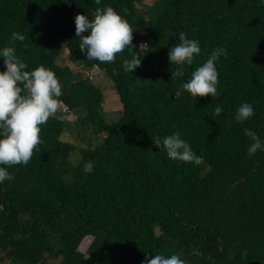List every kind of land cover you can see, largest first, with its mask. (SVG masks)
I'll return each mask as SVG.
<instances>
[{
    "label": "trees",
    "instance_id": "obj_1",
    "mask_svg": "<svg viewBox=\"0 0 264 264\" xmlns=\"http://www.w3.org/2000/svg\"><path fill=\"white\" fill-rule=\"evenodd\" d=\"M97 7L127 20L136 50L148 45L132 73L123 70L127 49L109 64L79 50L74 17L92 20ZM13 32L25 40L10 42ZM181 32L201 54L172 80L168 55ZM220 46L227 58L216 62L219 95L175 99ZM5 47H15L25 71L43 65L55 73L74 121L57 112L40 125L42 143L27 166L0 165L14 176L0 184V264H144L146 254L264 264V148L249 157L244 134L253 131L264 145V0H0ZM106 89L120 104L114 121L102 107ZM245 102L254 115L238 123ZM75 124L86 129L83 141L70 131ZM176 132L203 164L172 160L154 145L152 138ZM89 161L94 168L85 173Z\"/></svg>",
    "mask_w": 264,
    "mask_h": 264
},
{
    "label": "clouds",
    "instance_id": "obj_2",
    "mask_svg": "<svg viewBox=\"0 0 264 264\" xmlns=\"http://www.w3.org/2000/svg\"><path fill=\"white\" fill-rule=\"evenodd\" d=\"M100 5L101 0H95ZM94 19L87 15L78 14L74 17L75 35L80 39L79 50L89 60L100 63H113L117 54L126 49L130 53L129 59L123 60V70L132 73L141 66L142 59L138 52L148 45L141 43L139 50L133 44V29L126 19L122 18L112 7L96 8ZM85 33H88L85 35ZM179 43L173 45L168 59L172 65L171 79L184 76L185 65H192L195 56L201 54L200 44L195 39H188L186 33H179ZM25 40V36L13 32L11 41ZM227 58L224 46L214 48L206 62L192 72L191 78L175 91V99H180L184 92L193 98L217 97L218 71L216 62L221 56ZM3 57L5 71L0 72V165L27 166L34 151L42 143L41 128L61 108L63 101L62 85L55 73L43 65L33 71H25L28 67L16 56L15 47H5L0 50ZM23 93V94H22ZM215 115L223 112L221 106L215 108ZM254 108L249 103H242L236 110V122H244L253 117ZM245 136L252 141L248 148V156H253L264 148L256 133L245 129ZM218 138V137H217ZM154 145L163 148L167 156L175 161L194 163L199 166L204 163L203 156L196 155L189 142L182 140L178 132L161 139L152 138ZM94 161H89L83 167L85 173L94 168ZM8 167H0V184L12 181L14 176ZM144 264H186L179 255L171 256L145 255Z\"/></svg>",
    "mask_w": 264,
    "mask_h": 264
},
{
    "label": "rangeland",
    "instance_id": "obj_3",
    "mask_svg": "<svg viewBox=\"0 0 264 264\" xmlns=\"http://www.w3.org/2000/svg\"><path fill=\"white\" fill-rule=\"evenodd\" d=\"M148 2H151V0H147ZM56 62L60 65L66 64V59H65V55L64 52H61L60 55L57 57ZM68 65L73 68V65L68 63ZM88 74L89 76H91V79L96 82L98 81L99 77V72L97 71V68L92 67L88 70ZM102 85H104V81L102 82ZM102 107L103 110L105 111V117L109 120V121H114L119 115H120V104L118 102V98L116 93L113 92V90L111 89H106L104 90V96H103V102H102ZM66 108L64 105L61 106L60 110L58 111V114H60L59 116L61 118H64L66 120H73L74 121V117L73 115H69L68 113H66ZM74 123V122H73ZM70 131L73 133L74 135V139L76 140H80L83 141L82 139V135L83 133L86 132V129H83L81 127V125L79 124H75L73 126H71ZM68 130L63 132V139H68ZM69 132V133H71ZM71 159V161H75L76 157H75V150L74 152L70 155L69 157ZM86 241H82V244L79 245V249L83 250L85 245H86ZM4 264H7L6 262Z\"/></svg>",
    "mask_w": 264,
    "mask_h": 264
}]
</instances>
